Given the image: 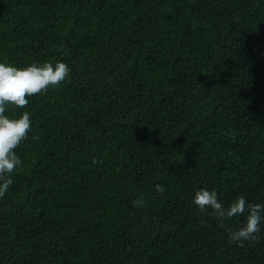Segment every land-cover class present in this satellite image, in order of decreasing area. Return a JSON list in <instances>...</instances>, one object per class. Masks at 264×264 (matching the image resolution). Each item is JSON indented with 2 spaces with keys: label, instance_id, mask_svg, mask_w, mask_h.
Listing matches in <instances>:
<instances>
[{
  "label": "trees",
  "instance_id": "trees-1",
  "mask_svg": "<svg viewBox=\"0 0 264 264\" xmlns=\"http://www.w3.org/2000/svg\"><path fill=\"white\" fill-rule=\"evenodd\" d=\"M57 62L64 83L6 112L31 132L0 264H264V223L238 247L247 212L193 204H264V0H0V63Z\"/></svg>",
  "mask_w": 264,
  "mask_h": 264
},
{
  "label": "clouds",
  "instance_id": "clouds-1",
  "mask_svg": "<svg viewBox=\"0 0 264 264\" xmlns=\"http://www.w3.org/2000/svg\"><path fill=\"white\" fill-rule=\"evenodd\" d=\"M71 74V69L66 63H32L24 68H17L0 63V199L13 184L12 176L22 166V160L16 154V149L27 139L31 132L30 113L24 111L19 118H10L6 115L8 106L20 109L26 108L29 99L37 94H45L49 88H58ZM237 133L231 132L235 140ZM94 164L102 163L93 158ZM156 191L163 194L164 187L156 186ZM135 207L143 205V199L132 202ZM193 204L201 212L211 210L221 227L225 221L248 213L246 222L237 230L228 227V237L238 247H244V242L259 240L261 224L264 223V204H249L245 197L238 196L228 207L218 200L215 191L200 189L195 192Z\"/></svg>",
  "mask_w": 264,
  "mask_h": 264
}]
</instances>
